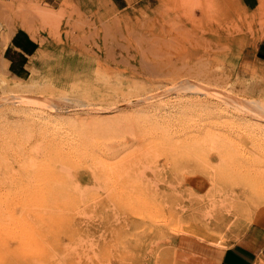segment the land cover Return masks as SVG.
I'll list each match as a JSON object with an SVG mask.
<instances>
[{"label":"rangeland","instance_id":"374dc122","mask_svg":"<svg viewBox=\"0 0 264 264\" xmlns=\"http://www.w3.org/2000/svg\"><path fill=\"white\" fill-rule=\"evenodd\" d=\"M110 1L0 0V264H204L179 237L264 229L258 0Z\"/></svg>","mask_w":264,"mask_h":264},{"label":"crops","instance_id":"0c3cea01","mask_svg":"<svg viewBox=\"0 0 264 264\" xmlns=\"http://www.w3.org/2000/svg\"><path fill=\"white\" fill-rule=\"evenodd\" d=\"M123 0H111V4L120 9ZM39 43L27 33L17 32L10 41L5 52V60L10 71L16 77H26L30 59L38 52ZM264 43H261L256 52V59L264 65ZM256 75H264V68L254 69ZM180 249L199 258L204 264H256L264 253V229L254 225L238 241L229 242L226 246H215L202 242L195 237L181 236L178 239Z\"/></svg>","mask_w":264,"mask_h":264},{"label":"bare ground","instance_id":"6f19581e","mask_svg":"<svg viewBox=\"0 0 264 264\" xmlns=\"http://www.w3.org/2000/svg\"><path fill=\"white\" fill-rule=\"evenodd\" d=\"M258 3L257 10L249 20L248 30H250L252 34L259 32L260 36L264 37V0H258ZM19 91H21V89Z\"/></svg>","mask_w":264,"mask_h":264},{"label":"trees","instance_id":"16d2710c","mask_svg":"<svg viewBox=\"0 0 264 264\" xmlns=\"http://www.w3.org/2000/svg\"><path fill=\"white\" fill-rule=\"evenodd\" d=\"M259 56L264 59V56H262L261 54Z\"/></svg>","mask_w":264,"mask_h":264}]
</instances>
